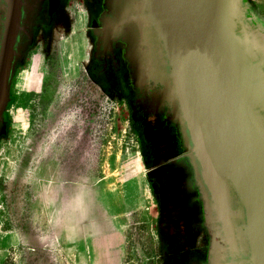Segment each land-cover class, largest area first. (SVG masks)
<instances>
[{
	"label": "flooded vegetation",
	"instance_id": "obj_1",
	"mask_svg": "<svg viewBox=\"0 0 264 264\" xmlns=\"http://www.w3.org/2000/svg\"><path fill=\"white\" fill-rule=\"evenodd\" d=\"M5 99H0V141L16 70L32 52L46 59L83 29L82 68L91 89L116 100L129 115L155 204L157 264H249L245 208L235 191L225 207L208 189L193 152L164 46L145 22L144 0H22ZM246 33L264 71V16L240 0ZM0 0V44L5 18ZM226 223L227 231L224 229Z\"/></svg>",
	"mask_w": 264,
	"mask_h": 264
},
{
	"label": "rangeland",
	"instance_id": "obj_2",
	"mask_svg": "<svg viewBox=\"0 0 264 264\" xmlns=\"http://www.w3.org/2000/svg\"><path fill=\"white\" fill-rule=\"evenodd\" d=\"M253 2L264 16L262 3ZM85 43L83 29L75 30L48 58L29 54L14 75L0 141V229H21L29 240L13 264H74L56 243H40L36 211L47 160L70 176L62 181H91L107 196L125 227L121 264H157L155 204L138 140L125 107L90 88Z\"/></svg>",
	"mask_w": 264,
	"mask_h": 264
},
{
	"label": "water",
	"instance_id": "obj_3",
	"mask_svg": "<svg viewBox=\"0 0 264 264\" xmlns=\"http://www.w3.org/2000/svg\"><path fill=\"white\" fill-rule=\"evenodd\" d=\"M0 99H5L22 0H3ZM164 46L193 152L225 207L235 191L246 213L249 264H264V71L240 0H144ZM224 229L227 231L226 223Z\"/></svg>",
	"mask_w": 264,
	"mask_h": 264
},
{
	"label": "crops",
	"instance_id": "obj_4",
	"mask_svg": "<svg viewBox=\"0 0 264 264\" xmlns=\"http://www.w3.org/2000/svg\"><path fill=\"white\" fill-rule=\"evenodd\" d=\"M257 1V0H252ZM263 5L264 0H258ZM40 166V243L50 240L74 264H121L125 257V227L108 198L91 181L71 184L67 174ZM47 163V164H45ZM58 179V181H57ZM21 229H0V264H13L16 249L28 242Z\"/></svg>",
	"mask_w": 264,
	"mask_h": 264
},
{
	"label": "trees",
	"instance_id": "obj_5",
	"mask_svg": "<svg viewBox=\"0 0 264 264\" xmlns=\"http://www.w3.org/2000/svg\"><path fill=\"white\" fill-rule=\"evenodd\" d=\"M249 1H250L251 5L254 7V9L257 10L255 3L252 0H249Z\"/></svg>",
	"mask_w": 264,
	"mask_h": 264
}]
</instances>
